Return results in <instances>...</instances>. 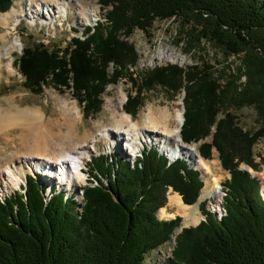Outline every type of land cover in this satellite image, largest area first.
Masks as SVG:
<instances>
[{
  "label": "trees",
  "instance_id": "obj_1",
  "mask_svg": "<svg viewBox=\"0 0 264 264\" xmlns=\"http://www.w3.org/2000/svg\"><path fill=\"white\" fill-rule=\"evenodd\" d=\"M106 21L85 41L66 49L27 47L17 62L24 88L42 95L46 87L71 90L87 117L98 115L107 87L128 78L136 91L126 112L133 117L145 93L163 88L184 94V144H197L204 160L217 150L231 178L223 186L227 215L218 221L201 204L206 221L185 228L164 264H264V200L255 145L264 137V0H102ZM179 19L188 51L209 41L240 58L235 74L195 65H169L148 72L130 43L135 30L149 33L157 21ZM242 57V58H241ZM112 65V73L109 68ZM245 82H241L242 80ZM255 108L261 128L240 126L233 110ZM211 138L210 141L207 139ZM83 202L54 190L49 197L33 177L23 192L0 200V264H145L170 241L182 218L160 220L172 189L186 205H195L204 188L200 172L184 159L171 163L146 149L134 163L118 156L92 161ZM107 182L108 184H105Z\"/></svg>",
  "mask_w": 264,
  "mask_h": 264
},
{
  "label": "rangeland",
  "instance_id": "obj_2",
  "mask_svg": "<svg viewBox=\"0 0 264 264\" xmlns=\"http://www.w3.org/2000/svg\"><path fill=\"white\" fill-rule=\"evenodd\" d=\"M69 1L70 0H68V2ZM71 1V5L74 6L76 4V8L82 4L86 13L91 15L90 21L83 23V17L79 15L80 12L77 11L78 9L75 10L74 7L69 6V13L66 18L63 17L66 15L60 16L58 14L53 20L46 19V23L41 22L40 20L34 23L27 19L29 16L27 18H21V24L19 26L16 25L15 27L13 23L10 24L9 27H4L0 23V48H3V52H6L8 48L14 45V43L17 45L11 54L7 56V58L5 57L3 61L2 72L5 76H7L5 65L10 59L13 61L14 65L13 75L10 76L9 80L4 78L0 84V101L3 104V108L5 111H11L13 113L16 111L36 109L41 110L45 115V121L42 120V122L37 125V129L31 133V135H34L35 139L26 137L27 133L22 132L17 127L10 128L8 132H4V135L0 134V170H4L7 164L9 166V162L13 158V156H10L11 154L14 155V153L21 156H31L32 158H37L38 156H41V154H44L47 157L46 159L58 158L57 160H54L58 161L61 159L58 157L60 151H69L75 144H81L82 142L87 141V137H91L92 135L95 136L100 130L104 128L112 129L115 127V119L113 118L112 111L109 107L108 99L116 101L118 97L117 94L123 91L124 94H126L124 103V111H126L125 108L128 97L133 95L136 91L131 80L128 78L121 79L118 83L110 84L103 95L104 102L102 111L96 116L87 117L83 106H81L77 99L74 98L71 90L60 91L51 87H46L42 95H37L24 88L23 84L25 78L20 74L17 62L22 57L25 48L45 45L54 49H66L68 43L74 37H77L80 40H85L83 32L86 28L89 26L94 27L99 23L105 22L107 10H110V8L106 9L103 7L102 0ZM12 2V8L8 12H11L14 8L18 16L19 14L24 15L25 13L31 14L32 11L34 13L36 3L30 5L28 0H12ZM43 13H46L44 10L41 12V15L45 17L46 15H43ZM2 14L3 13L0 12V15ZM34 16L32 15L33 18ZM71 28L76 31H73ZM181 29L182 26L180 20L172 19L168 21H157L149 30V33L138 29L135 30L129 40L130 43L136 47L140 58L135 69H138L140 72H148L155 68L167 67L169 65L187 69L195 65L203 68L206 64L213 67L216 76H219L223 71H226L227 75L230 73L235 74L237 72L238 67L241 64L240 58L237 56H228L222 49L216 47L209 41L203 43L202 50L197 49L188 51L186 44L180 41V39L183 38L180 34ZM2 35L6 36L5 40H1ZM168 54L170 58L167 60L166 56ZM109 73H112V65L109 68ZM241 82L243 83L245 80L243 79ZM184 97V94H171L170 91L158 87L157 89L145 93L144 105L139 109L135 117H131L136 122H142V117L145 116L149 106L155 108L159 107L161 109L168 108L174 115H176L177 110L182 112L185 111V105L183 102ZM63 103L69 105L70 108H72L73 105H76L81 112L82 119H77L78 121L75 122L72 130L70 129L71 124L68 123L66 114L61 109ZM232 112L237 116L238 123L245 131L255 132L261 128L255 108L246 107L241 110H233ZM147 139L146 136L140 138L137 137L136 140L129 142L127 137L124 138V136H121L118 145H111L112 143H107L104 139L93 145H89L93 150L89 155H84L83 160L85 166L83 168L85 173L82 174L81 180H75L72 184L74 187H68L65 184L59 185L57 178V180H54L55 188H57L58 192H64L68 198L73 194L72 196L74 199L76 201L78 200V203L81 204L83 202L82 189L90 183L91 176L89 174L93 168V159L100 155H104L108 156L109 162L112 163L117 160V155L120 153L124 155L125 159L133 163L146 149L160 150L158 146L154 145L152 142L146 144L145 141ZM207 140L210 141L211 138ZM201 144H203V142L184 145L193 147L198 153V156L201 157L199 153V147ZM160 151L162 152V150ZM74 152L72 153V156L76 155ZM164 152L162 153L166 154ZM254 158L255 162L260 166V170L258 172L253 170L255 174H251L260 180L261 190L263 191L264 137L255 145ZM186 159L188 160V158ZM21 160H25V158H21ZM16 161L17 160L14 159L15 163ZM206 161L214 163L212 167V175L218 179L219 186L223 189L225 182L229 180L231 176L222 168L217 150H213V159ZM11 163H13V161ZM244 167L248 168L246 165H242V168ZM29 175L34 176L30 173L28 176ZM28 176L26 177V180L23 181L20 188H17L14 191H7L6 193H0V199L10 197L17 192L22 191V188L27 184ZM201 177L202 174L200 175V178ZM37 179L39 178L37 177ZM105 184L108 183L105 182ZM209 197L213 201V203H211L216 206L217 204H220L219 199L222 200V197L224 196L222 192L218 199H213L211 195H203L202 191L201 200ZM190 207L195 209L198 207V203L190 205ZM219 207L217 211L221 208ZM163 214L164 213L162 212V215ZM189 224L192 223L185 222V225ZM178 234V230H176L170 241L161 248L153 251L147 257L145 264H164L166 260L171 257L172 251L175 248V239Z\"/></svg>",
  "mask_w": 264,
  "mask_h": 264
},
{
  "label": "bare ground",
  "instance_id": "obj_3",
  "mask_svg": "<svg viewBox=\"0 0 264 264\" xmlns=\"http://www.w3.org/2000/svg\"><path fill=\"white\" fill-rule=\"evenodd\" d=\"M28 1L30 5L36 3L34 13L33 11L31 13L34 15L37 14V8H41V12H43L44 6L46 8L51 6L58 8V13L54 12L55 15L59 14L67 16L70 6L74 7L75 10L78 9L77 11L80 12L79 15L83 17V23L90 21L91 18V15L86 13L82 4L76 8V4L74 6L71 5V0L69 2L68 0ZM43 15H47V13H43ZM23 16V14H19L18 16L16 10L13 8L11 12H3V14L0 15V23L4 27H9V25L13 23L15 27L16 25L18 26V23ZM5 38V35L1 36V40H5ZM16 46V43H14V45L8 48L7 51L5 50L6 52H3V48H0V84L4 78L9 80L10 76L14 73V65L10 57L9 62L5 65L7 76H5V74L2 72V68L4 58H7L14 48H16ZM168 58H170L169 54L166 56L167 60ZM117 95L118 97L116 101L108 99L109 107L112 111L113 118L115 119V127L112 129L104 128L100 130L95 136L92 135L91 137H87V141L82 142L81 144H75L69 151H60L58 157L61 159L58 161H54L58 158L46 159L47 157L44 154H41V156H38L37 158H32L31 156H21L16 153H14V155L11 154L10 157L13 156V158L9 162V166L7 164L4 170H0V193H6L7 191H14L17 188H20L29 173H35L37 175L43 173L48 175L46 177H49L52 172H55L59 182L66 184L68 187L73 186L72 184L75 180H81L82 173L79 170L85 166V162L83 160L84 155H89L93 150L91 147H89V145H93L102 139H104L107 143H112L111 145H118L121 136H124V138L127 137L129 142L136 140L137 137L140 138L146 136L148 139L145 141V143L147 144L152 142L154 145H157L158 148L162 150V152L165 151L164 153L166 154H163L159 150L162 155L173 159L176 157L188 158L190 165H193V167L201 171L202 178L205 183L203 195H211L215 199H218L222 192L219 190L218 179L212 175V167L214 163L199 157L198 153L193 147L185 146L182 142L181 130L184 124L183 112L177 110L176 115H174L168 108L161 109L159 107L155 108L153 106H149L145 116L142 117V122H136L124 111L126 94L121 91ZM61 109L66 114L67 121L69 124H71L70 129L72 130L75 122L82 119L79 108L76 105H73V107L70 108L69 105L63 103ZM42 120L45 121V115L41 110H23L16 111L14 113L11 111L7 112L3 108V104L0 101V134L4 135V132H8L10 128L17 127L22 132L27 133L26 137L35 139L34 135H31V133L37 129V125L41 123ZM73 152L76 154L75 156H72ZM21 158H25V160H21ZM14 159L17 160L16 163L14 162ZM12 161L14 165L11 163ZM43 166H47V168ZM250 171L253 175L255 174L252 169H250ZM262 192L264 196V182ZM172 199L178 205L179 211L185 212L187 222L195 224L200 221L198 217H196L198 214L197 209L184 204L179 195H175V197ZM210 205H212V203H210ZM218 207L219 205L217 204L211 209L213 211H217Z\"/></svg>",
  "mask_w": 264,
  "mask_h": 264
},
{
  "label": "crops",
  "instance_id": "obj_4",
  "mask_svg": "<svg viewBox=\"0 0 264 264\" xmlns=\"http://www.w3.org/2000/svg\"><path fill=\"white\" fill-rule=\"evenodd\" d=\"M175 195H179L178 193H174L173 191H170V193L168 194V203L167 205L162 208L160 211H159V214H158V218L160 220H173L175 219L177 216H180L183 218V221H182V226L180 229H178V233H181V231L184 229V228H190V227H196L200 221L202 220L201 218L203 217L201 211H200V205L201 203L205 202L207 198H204L201 200V197L199 199V202H198V207L195 208L197 209L198 211V214L196 215V217H198V219L200 220L198 223H192V224H189V225H185V222L187 221L186 220V214L184 211H179L178 209V205L175 203V201L172 199L175 197ZM182 199V197H181ZM183 201V199H182ZM176 210V211H175ZM164 212V214L162 215V212ZM184 215H183V214Z\"/></svg>",
  "mask_w": 264,
  "mask_h": 264
},
{
  "label": "water",
  "instance_id": "obj_5",
  "mask_svg": "<svg viewBox=\"0 0 264 264\" xmlns=\"http://www.w3.org/2000/svg\"><path fill=\"white\" fill-rule=\"evenodd\" d=\"M12 5H13L12 0H0V12L3 13V12H7V11L11 10ZM173 161H174V159L171 162H173ZM189 165H190V163H189ZM190 168H194V167L190 165ZM248 168L251 169L250 167H248ZM248 168L244 167L242 169H244L250 173ZM194 169H196V168H194ZM201 179H202V177H201Z\"/></svg>",
  "mask_w": 264,
  "mask_h": 264
},
{
  "label": "built area",
  "instance_id": "obj_6",
  "mask_svg": "<svg viewBox=\"0 0 264 264\" xmlns=\"http://www.w3.org/2000/svg\"><path fill=\"white\" fill-rule=\"evenodd\" d=\"M212 208V206H211ZM216 218L221 221L223 219V217L226 216V211L224 210V208H221L218 212H215Z\"/></svg>",
  "mask_w": 264,
  "mask_h": 264
}]
</instances>
